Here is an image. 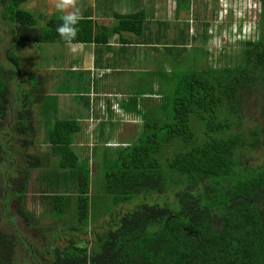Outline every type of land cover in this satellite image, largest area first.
I'll return each instance as SVG.
<instances>
[{"label": "trees", "instance_id": "1", "mask_svg": "<svg viewBox=\"0 0 264 264\" xmlns=\"http://www.w3.org/2000/svg\"><path fill=\"white\" fill-rule=\"evenodd\" d=\"M27 1L0 0L1 19L14 37L5 54L8 65L0 59V124L10 112V131L17 130L25 148L37 103L50 151L25 152L24 166L11 175L17 182H4L1 196L7 206L14 201L26 224L45 238L30 252L19 228L0 226V264H264V0H253L258 35L239 40L236 55L229 54L223 64L218 59L216 65L207 62L203 69L201 62V69H189V63L205 58L202 50L203 56L182 59L187 70L165 72L158 90L146 89L160 92L164 79L171 88L160 97V112L143 116L135 141L114 146L113 161L111 151L103 150L104 164L93 166L94 176L90 162L79 163L73 147L81 117L57 116L59 97L45 94L41 75H27L28 89L16 81L18 41L69 43L56 31L63 14L36 16L21 8ZM115 17L112 29L100 26L98 33L92 19L81 17L70 43L102 44L113 33L141 30V14ZM10 159L0 147V167ZM35 170L48 205L38 219L24 205ZM44 213L57 218L55 227L34 225ZM105 214L110 216L105 228L92 226ZM90 226L88 243L80 236Z\"/></svg>", "mask_w": 264, "mask_h": 264}, {"label": "rangeland", "instance_id": "2", "mask_svg": "<svg viewBox=\"0 0 264 264\" xmlns=\"http://www.w3.org/2000/svg\"><path fill=\"white\" fill-rule=\"evenodd\" d=\"M175 1V0H174ZM193 1V0H190ZM221 7L223 8V11L219 12L218 7L219 4L213 5L214 10L213 11H207L209 15H207L208 21H210V24L213 26H217V34L215 37L212 38V42H208L205 44V46L201 49H198V53H196V48L189 47V53L190 57L196 58L197 56H203L202 50L206 53L205 58L203 57V60L196 63H189V69H201L203 66V69L208 64H217L216 61L219 59L218 63L223 64L230 57L228 55H236L238 52V43L239 40L243 41L247 39L248 37H255L258 35V16H257V2L253 0H220ZM242 1V2H241ZM59 0H28L26 3L21 5V8L23 9H29L34 15H45L44 17L51 16L56 12H60V14H68L71 12L78 11L80 17L83 18H90V19H97L99 20L100 17L97 15H93L92 13H98L97 11L104 10L105 12L108 10V5L105 7L103 4L97 3L94 6V9H92L90 1L89 0H70V3L68 7L64 8L63 10H60L57 8ZM194 2V1H193ZM192 4V3H191ZM193 7V5H192ZM2 6L0 5V12ZM89 8H91L93 11H88ZM256 8V9H255ZM60 10V11H58ZM220 10V8H219ZM104 12V13H105ZM103 13V14H104ZM89 14V15H88ZM92 14V15H90ZM204 14V13H203ZM209 17V18H208ZM164 21V19H163ZM39 24L44 23V18H40ZM112 26L116 25V23H110ZM109 26V23H107ZM106 26V25H105ZM212 28V26H211ZM111 29V28H110ZM0 34L3 37V42L0 45V59L5 64L8 65V61L5 58L6 50L8 47L12 45L14 42V37L11 36V33L7 27V23L1 19L0 16ZM215 38V39H214ZM210 41V40H209ZM16 48L14 49L15 53L19 57L20 61V69L17 72V79H19V83L24 87L25 89L30 88V85L28 84V77L27 75L30 73L39 74L42 77V88L45 92V94H52L55 95L57 92L60 93L59 95V111L57 116L62 117L63 115H70V118H78L80 122L81 129L79 132L74 134L73 140H74V150H76L77 153L80 155L79 163L87 162L92 167V173L93 176L95 172L93 171V166L96 164L97 167H100L101 164H104L102 160L100 159V156L104 151L109 150L111 151V155H109V161H113L115 159L114 152L112 151L115 147L121 144L125 143H131L135 141L138 134L143 129L142 125L140 123H135L130 120H127L125 117L122 118H111V117H105L107 112V108L109 104H107L105 101H110L113 99L112 95L111 97L103 99V96H96L99 97L101 100H103V107H105V111L102 110L99 111L100 107L98 106V101L95 98V96L92 95V97L96 100V103L93 101V113L88 114L89 120H86L84 122L88 112V109L90 108L89 104V95L91 94L90 90L92 89L91 85L96 87V90H100V87H108L109 92L115 95L117 92H122L121 90H125L129 95H127L129 98L134 97L133 99L142 101V103L145 102H153L149 104V106L145 105L140 108L139 111L142 116H144L147 111L152 110V112L156 111V113H159L161 110L160 103L158 104V101H161V99H145V97L141 98L142 94H144V88L133 87L131 88V85L129 88H127L126 83L123 81L126 80L127 82L129 79H115L113 77H118V74L113 73L110 75L112 78H105V80H100L96 78L95 80H91L88 78V74L86 76L83 75V79L81 80L77 74L78 71H70L68 67V63L72 61V58L74 60V56L70 51H68V43L62 44L59 42H45V43H35L30 41H18L16 44ZM78 46H85L89 44H82L77 43ZM181 46V45H180ZM169 50L175 52H180V49H176L175 47L171 46L169 47ZM188 51V50H187ZM206 60V61H205ZM163 60H161L162 62ZM149 62V61H148ZM147 62V63H148ZM204 62V64L200 68V63ZM145 61L140 65V67L143 68L144 72H140L137 76H144L147 77L149 74L147 71L152 72L160 71L163 68V74L164 77L165 72L167 69L174 70V73L177 72L178 69L173 68L170 64V68L166 69V65L164 63H155L154 61L149 64H147ZM169 66V65H168ZM185 64L182 69H185ZM187 70V66H186ZM147 72V73H146ZM173 72L169 73V75H173ZM109 77L108 75H106ZM110 79V81H109ZM116 82H112V80ZM169 80V79H168ZM167 80V81H168ZM122 84L123 88L116 87V83ZM110 82V83H108ZM123 82V83H122ZM92 83V84H91ZM17 84V83H16ZM104 85V86H102ZM159 86V82L156 83V86ZM160 86L164 87V94H161L162 87L160 88V94L163 99H165V92L169 93L171 88L166 89V81L164 79L163 85L160 83ZM171 84L167 87H170ZM154 88V86H152ZM13 89H17L16 85H13ZM158 88V87H157ZM15 89V90H16ZM64 94H61V92ZM124 92V91H123ZM142 93V94H141ZM139 94V95H138ZM141 94V95H140ZM65 95V96H63ZM144 96V95H143ZM17 101H20V97L16 98ZM95 103V105H94ZM144 105V104H143ZM153 105L152 109L150 107ZM110 107V105H109ZM33 109V115H32V124H33V133L30 134L28 140L31 141L30 144H28L25 148L22 144V138H20L17 134V130L10 131L13 126L14 121H9L8 119H12V115L9 112L7 115L8 119H3V122L0 124V147H1V153L4 156V159L11 158L14 163L11 162V159L8 161H4L5 164L3 165L6 169V173L9 176L8 183L12 186V183L14 185L17 180H15L16 177L14 176V172L19 170V168H22L24 166V155L25 152L27 153H41L43 151H50L49 146L46 143V139L44 137V130L43 126L40 123V115L38 112L39 105L37 103L32 104ZM167 107H164L163 110H166ZM82 111V112H81ZM95 115H97V119L104 118V120H101L100 123H96L98 121L95 119ZM83 116V118H82ZM149 117H152L150 114ZM88 123V124H87ZM96 125V126H94ZM94 127V128H93ZM97 134H95V133ZM139 132V133H138ZM106 144V145H105ZM116 144V145H115ZM257 155V154H256ZM255 155V156H256ZM111 156V157H110ZM56 159V158H55ZM87 159V160H86ZM8 169V170H7ZM97 170L102 172L100 168ZM10 171V172H9ZM39 172L36 170L32 172L30 181L28 182V189L27 193L24 199V205L25 208L32 213H34V216L36 219L40 218V215L43 213L45 206L47 205V199L42 198V194L38 189V182L36 179V175ZM10 174V175H9ZM12 175V176H11ZM92 191L94 190V186L92 185ZM47 191H50L49 188H47ZM1 200V199H0ZM13 207L15 205L13 204ZM6 220L5 215L3 217L4 221ZM17 223H21V218L18 217ZM110 220V216L107 214L103 215V218H100L95 224L92 226L99 227L100 225H104V228L106 227V222ZM57 221V218H53L49 216V214L44 213L43 218L37 221L34 225H37V227H46V226H52L55 227V222ZM22 224V223H21ZM92 226L88 227L86 229L85 235L80 236L82 240H87L88 243L92 241L93 234L91 233ZM23 228V226H22ZM20 228V229H22ZM104 228L100 229L103 230ZM32 229V228H31ZM94 231V230H93ZM95 231H99L98 228L95 229ZM24 233V231H23ZM27 233H32V231L28 230ZM29 238H31V235H26ZM43 241H36L35 246L37 244H42Z\"/></svg>", "mask_w": 264, "mask_h": 264}, {"label": "crops", "instance_id": "3", "mask_svg": "<svg viewBox=\"0 0 264 264\" xmlns=\"http://www.w3.org/2000/svg\"><path fill=\"white\" fill-rule=\"evenodd\" d=\"M89 1L92 9H94V6L97 3L103 4L105 7H107V5L110 7L106 12L102 10L97 11L98 13H92L93 15H96V17L97 15L100 17L99 20L92 19L95 26H97L95 30L96 33L99 32L98 27L100 26L106 25L105 27L112 29L115 25L112 26L110 23L117 22L115 14H141V30L139 33H133L132 31L127 30L120 32V34L113 33L108 42L102 44L93 43L86 45V47L84 45L78 46L77 43H68V51H70V53H72L74 56V60L72 58V61L68 63L70 71H78L79 73L77 76L81 80L83 79V75L86 76L88 74L90 82L96 78L104 81L105 78H112L110 75L116 73L118 74V77L113 78L117 80L129 79L128 82L126 80L123 81L126 83L127 88L130 89V85L131 88L140 86L141 91L142 88H144V94L141 93V98H154L155 100L160 99L161 97L160 92H156V90L159 88L158 85L156 86V83L159 80V76L163 74V68L165 67L162 66V70L160 71H147L149 73L147 77H145V75L136 77L135 75H138L140 72H144L143 68L140 67L143 61L146 63L149 61L147 64L150 62L152 63L153 61L156 64H167L166 69L170 68L171 66L173 68H181L180 66L184 64L182 59L190 56L188 49L189 47L193 46L191 47L192 49H201L205 46L207 41L211 43V39L217 34V31H215L217 26L212 25L211 28L210 21L206 19L207 15H209L207 11H213V5L217 4H219L218 11H223L220 0H218L217 4H215V2L212 3L211 0H193L194 2L190 0ZM92 9L89 8L88 11H93ZM196 11L199 13L197 14L200 15L199 20L204 21L203 23L196 21ZM107 23H109V26ZM203 25L204 28L202 27ZM197 28L199 29L198 31ZM205 28H208V34L204 37ZM210 35H212V38ZM171 46L175 47L176 49H180L181 51L173 53V51L169 50V47ZM161 60L163 61L161 62ZM170 64L172 65L170 66ZM171 71V69L170 71L167 69L166 72ZM112 82L116 81L112 80ZM120 85L122 84H119L117 81L116 87L119 89L123 88V85L121 87ZM150 86H154L156 89L154 95L149 94V92L146 91V89ZM91 87V94L89 95L90 108L88 109L86 118H84V122L89 120V116H91V113H93V101L96 103V100L92 97V95L95 96L98 101V106L96 107L101 106L99 111L101 112L102 108L105 113V107H103L102 103L103 100L96 96H103V99L105 100V98L111 97L112 95L113 99L111 102L105 101L110 105V107L107 105L108 113H106L105 117H111L112 119H117L118 116L119 118L127 117V120L140 123L141 125L143 123L144 117L139 112L141 110L140 108L145 105L149 106V104L153 103L145 101L142 103V101H137L135 99L133 100L134 97L128 100L129 97L127 95L129 94L125 92V90L120 89L122 92H117L115 95H113L109 92V88L107 86L100 87V90L98 91L96 90L94 83L91 85ZM61 94L64 93L61 92ZM56 95L59 97L60 93L57 92ZM159 103L160 101H158V104ZM151 107H153V105ZM89 113L90 115L88 116ZM97 117L98 116L95 115L94 120H96ZM98 119L95 124L97 122L100 123L101 120H104V118L100 117Z\"/></svg>", "mask_w": 264, "mask_h": 264}, {"label": "flooded vegetation", "instance_id": "4", "mask_svg": "<svg viewBox=\"0 0 264 264\" xmlns=\"http://www.w3.org/2000/svg\"><path fill=\"white\" fill-rule=\"evenodd\" d=\"M9 180V176L7 175L6 173V169L4 168V166L0 167V226L5 229V230H10V231H17L15 230V226L16 228H23L20 229L21 230V233H22V237L27 239L28 241V245H29V248H30V252H32V248H33V245L35 244L36 241H43L44 240V235L38 231H36L34 228L31 229V227H29L27 224H26V220L25 218L22 216V214L18 211V208L16 207V204L14 203V201H9V204L8 206L2 202V196H1V193L4 192L5 193V187L8 186V184L4 187V182H8ZM13 184V183H12ZM13 204L15 205V207H13ZM5 215V218L6 220L2 221L3 220V217ZM20 217L21 218V223L18 222L17 223V218ZM16 224V225H15ZM28 230L32 231V233H27ZM24 231V233H23ZM31 235V238H29L28 236L26 235ZM25 250V249H23ZM25 255H26V258H27V261L30 262L31 261V256L29 255V253H26L25 252Z\"/></svg>", "mask_w": 264, "mask_h": 264}, {"label": "clouds", "instance_id": "5", "mask_svg": "<svg viewBox=\"0 0 264 264\" xmlns=\"http://www.w3.org/2000/svg\"><path fill=\"white\" fill-rule=\"evenodd\" d=\"M70 0H59L57 8L63 10L68 7ZM79 12H71L61 17V23L58 25L56 31L59 36L66 42H72L78 33V24L80 22Z\"/></svg>", "mask_w": 264, "mask_h": 264}]
</instances>
